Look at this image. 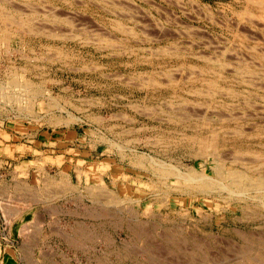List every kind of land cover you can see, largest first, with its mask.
Listing matches in <instances>:
<instances>
[{"label":"rangeland","instance_id":"1","mask_svg":"<svg viewBox=\"0 0 264 264\" xmlns=\"http://www.w3.org/2000/svg\"><path fill=\"white\" fill-rule=\"evenodd\" d=\"M22 1L54 35L0 26V88L19 96L0 104V230L14 264H264V196L189 189L149 162L232 188L230 171L264 174V0ZM24 79L44 95L30 102Z\"/></svg>","mask_w":264,"mask_h":264},{"label":"bare ground","instance_id":"2","mask_svg":"<svg viewBox=\"0 0 264 264\" xmlns=\"http://www.w3.org/2000/svg\"><path fill=\"white\" fill-rule=\"evenodd\" d=\"M22 0H20V2H21ZM38 1V0H37ZM67 1V0H66ZM110 1V0H109ZM250 1V0H249ZM254 1H256V0H254ZM19 2V3H20ZM23 2V1H22ZM257 2V1H256ZM255 2V3H256ZM18 3V2H17ZM15 4V2H14V0H13V2L12 1H4L3 2V0H1L0 1V26H4L3 28H9V29H11V28H15L16 30H18V32L19 31H21V32H25V33H27L28 34V32L29 31H33V30H37V29H39V28H34L35 27V25H34V27L32 26V18L31 17H29V16H31V15H29V14H38V11H37V9H35V7H32V6H30L29 4H31V2L29 3L28 2V5H26L25 6V4L23 5L22 3H20V4ZM23 3H26V2H23ZM38 3V2H37ZM40 3V2H39ZM46 3V2H45ZM52 3V2H51ZM254 3V2H253ZM27 4V3H26ZM34 4V3H33ZM108 4V3H107ZM257 4H262V0L261 1H259L258 0V2H257ZM32 5V4H31ZM43 5V4H42ZM114 5V4H113ZM34 6H35V4H34ZM39 6V5H38ZM99 6V5H98ZM119 6H121V5H119ZM44 7V6H43ZM48 7V6H47ZM207 7V6H206ZM49 8H50V6H49ZM51 8H53V7H51ZM50 8V11L51 10H54V9H51ZM114 8V7H113ZM206 9V8H205ZM130 10H131V8H130ZM42 11V10H41ZM26 12H28V13H26ZM52 12V11H51ZM47 13V12H46ZM53 13H55V12H53ZM29 15V16H26V15ZM50 14H52V13H50ZM49 14V15H50ZM77 14V13H76ZM53 15V14H52ZM58 15V14H57ZM34 15H32V17H33ZM53 16H55V15H53ZM66 16V15H65ZM239 16V15H238ZM253 16V15H252ZM52 17V16H51ZM36 19H37V17H35ZM53 18V17H52ZM70 18V17H69ZM244 18V17H243ZM34 19V18H33ZM47 19V18H46ZM63 19V18H62ZM66 19V18H65ZM112 19V18H111ZM51 20V19H50ZM49 20V21H50ZM54 20H56V18L54 19ZM68 20V19H67ZM113 20V19H112ZM37 21V20H36ZM59 20H56V22H58ZM114 21H115V28L116 29H119V31L121 30V31H126L127 32V29L126 28H124V25L122 24V22H120V20H118V19H114ZM34 22V21H33ZM52 22H55V21H52ZM62 22V21H61ZM67 23V22H66ZM71 22L69 21V24H70ZM34 24V23H33ZM38 24H36V26H37ZM40 26V25H39ZM38 26V27H39ZM51 26H52V24H51ZM71 26V25H70ZM142 26V25H141ZM225 26V25H224ZM46 27V26H45ZM55 27V26H54ZM73 27V26H72ZM71 27V28H72ZM114 27H112V28H114ZM1 28V27H0ZM44 28V27H43ZM14 29V30H15ZM42 28H40L39 30H37V31H35V32H42V30H41ZM88 29V28H87ZM189 29V28H188ZM0 30H2V28L0 29ZM8 30V29H7ZM45 30V29H44ZM47 30V29H46ZM191 30V29H190ZM51 31V30H50ZM50 31H49V33H47V32H45V31H43V32H45V33H47V34H50L51 35V33H50ZM98 31V30H97ZM115 31V30H114ZM177 31V30H176ZM188 31V30H187ZM5 32V31H4ZM9 32V31H8ZM34 32V31H33ZM42 32V33H43ZM52 32V31H51ZM60 32V31H59ZM128 32H131V33H135V31H132L131 30V28H130V30H128ZM127 32V33H128ZM7 33V32H6ZM10 33V32H9ZM16 33V32H15ZM30 33V32H29ZM45 33H43L44 35H46ZM53 33V35H54V31L52 32ZM64 33V32H63ZM66 33V32H65ZM124 33V32H123ZM142 33V32H141ZM36 34H38V33H36ZM55 34H56V32H55ZM129 34V33H128ZM138 34V33H137ZM58 35V34H57ZM133 35V34H132ZM131 35V36H132ZM11 36H12V34H11ZM48 35H46V37H47ZM59 36H61V33H60V35ZM67 36V35H66ZM77 36V35H76ZM134 36H135V34H134ZM145 36V35H144ZM57 37V36H56ZM62 37H63V35H62ZM69 37H71V36H69ZM4 38H6V39H8L9 38V34H6L5 36H4ZM52 38V37H51ZM65 38V37H64ZM154 38V37H153ZM157 38V37H156ZM160 38V37H159ZM113 39V38H112ZM142 39V38H141ZM148 39V38H147ZM0 40H3V39H0ZM86 40V39H85ZM99 40V39H98ZM156 41V40H155ZM104 42H105V39H104ZM112 42V41H111ZM111 42H110V44H111ZM113 44L115 43V42H112ZM141 43H142V41H141ZM5 44V43H4ZM109 44V45H110ZM112 44V45H113ZM116 44V43H115ZM117 45V44H116ZM120 45V44H119ZM189 45V44H188ZM107 46H108V44H107ZM11 47V46H10ZM118 47V46H117ZM250 47V46H249ZM172 48V47H171ZM12 49V48H11ZM10 49V50H11ZM115 49V48H114ZM152 50V49H151ZM160 50V49H159ZM158 50V51H159ZM163 50V49H162ZM177 50V49H176ZM7 51H9V50H7ZM6 51V52H7ZM49 52V51H48ZM162 52V51H161ZM163 52H165V51H163ZM50 53V52H49ZM8 54H10L9 52H8ZM164 55V54H163ZM33 57V56H32ZM31 57V58H32ZM35 59V58H34ZM37 59V58H36ZM217 59V58H216ZM243 62V61H242ZM212 63V62H211ZM224 63V62H223ZM226 63V62H225ZM67 64V63H66ZM237 64V63H236ZM240 65H241V67L243 66L242 64H239V68H240ZM9 66V65H8ZM40 66V65H39ZM244 68V70L248 73V71H250V70H248V67H246L245 65H244V67H242V69ZM242 69H240V70H242ZM14 70V69H13ZM211 70V69H210ZM235 71V70H234ZM243 71V70H242ZM14 72V71H13ZM236 72V71H235ZM246 72H245V74H246ZM15 73V72H14ZM239 73V72H238ZM16 75V74H15ZM172 76V75H171ZM159 77V76H158ZM184 77V76H183ZM256 77V76H255ZM127 78V77H126ZM140 78V77H139ZM174 78V77H173ZM173 78H171V79H173ZM246 78H248L247 76H246ZM244 79L243 78V80H241L242 82H249L250 80L249 79ZM260 78V77H259ZM46 79V78H45ZM176 79V78H175ZM12 80V79H11ZM15 80H17V79H15ZM31 80V79H30ZM130 80V79H129ZM209 80V79H208ZM13 81H14V79H13ZM13 81H12V83H13ZM126 81V80H125ZM144 81V80H143ZM153 81V83L155 84H157V81H155V80H152ZM15 82V85H18V82L17 81H14ZM24 82V83H23ZM169 82L171 83V81L169 80ZM208 82V81H207ZM257 82V81H256ZM32 82H30L29 81V79H24V81H22L21 82V86L22 87H24V88H27L28 89V87L30 86V84H31ZM174 83V82H173ZM172 83V84H173ZM209 83H211L212 84V82H211V80L209 81ZM254 83V82H253ZM33 84V83H32ZM31 84V85H32ZM36 84V83H35ZM34 84V85H35ZM158 84H159V82H158ZM157 84V85H158ZM214 84L215 83H213L212 85H213V87H214ZM251 84V83H250ZM14 85V84H13ZM161 85V84H160ZM212 85H211V87H212ZM216 85V84H215ZM247 85V84H246ZM18 86H20V85H18ZM33 86V85H32ZM37 85H35V87H31V89H30V87H29V92L32 94V97L33 98H31V101L30 102H33L34 101V99L37 97V96H39L38 95V93H42V91H41V89L42 88H40V86L39 87H36ZM152 86H154V85H152ZM210 86V85H209ZM1 87V86H0ZM4 87H6V86H4ZM8 87V86H7ZM222 87H224V86H222ZM222 87H220L219 89H221ZM3 88V87H2ZM9 88V87H8ZM23 88V89H24ZM215 88V87H214ZM196 89V88H195ZM226 90V89H225ZM0 91H1V88H0ZM196 92H197V90H195ZM194 91V92H195ZM230 91V90H229ZM229 91H227V92H229ZM232 91V90H231ZM2 92V91H1ZM0 92V93H1ZM25 92V91H24ZM205 92V91H204ZM233 92V91H232ZM30 93H28V94H30ZM47 93V92H46ZM216 93V92H215ZM230 93V92H229ZM228 93V94H229ZM238 93V92H237ZM1 94H4L3 92L1 93ZM43 94V93H42ZM227 94V95H228ZM7 95V94H6ZM11 95H13V94H10V95H8L7 97L5 96V94L4 95H2V96H0V104H1V101L2 100H4L5 102H13L12 100L15 98L14 96H11ZM44 95V94H43ZM237 95V94H236ZM56 97V96H55ZM54 96H50V94H49V96H48V106L50 105V106H57V104H58V102H57V100H56V98H55ZM90 97V96H89ZM186 98V97H185ZM15 99H19V96H16V98ZM17 101H19V103H20V100H17ZM186 101V100H185ZM160 102V101H159ZM164 102V101H163ZM187 102V101H186ZM14 103V102H13ZM13 103L11 104V105H13ZM185 103V102H184ZM180 104V103H179ZM20 105V104H19ZM177 105V104H176ZM2 106V105H1ZM31 106V105H30ZM187 106V105H186ZM253 106V105H252ZM3 107V106H2ZM180 107V106H179ZM240 107V106H239ZM170 108V107H169ZM16 109V108H15ZM33 108L32 107H30V108H27V107H25V111L26 112H28L29 114L33 111L32 110ZM134 109V108H133ZM142 109V108H141ZM178 109V108H177ZM18 110H21V108H20V106H18ZM17 110V111H18ZM173 111V110H172ZM171 111V113H170V115L172 116V118H173V116H174V118L177 116V115H174V114H172L173 112ZM206 113V112H205ZM30 115H32V113L30 114ZM183 115H185L184 117L183 116H178V118L179 119H183V120H185V118H186V120L188 119V118H190L189 116H188V118H187V113H183ZM205 115V114H204ZM70 116V115H69ZM169 116V115H168ZM206 116V115H205ZM240 116H241V114H240ZM244 116V115H243ZM58 117V116H57ZM91 117V116H90ZM93 117V116H92ZM235 117V116H234ZM54 119H55V116L53 117ZM70 118V117H69ZM177 118V117H176ZM201 118H202V116H201ZM228 118V117H227ZM233 118V117H232ZM125 119V118H124ZM208 119V118H207ZM234 119V118H233ZM52 120V119H51ZM56 120V119H55ZM59 120V119H58ZM206 120V119H205ZM212 120V119H211ZM98 121V120H97ZM100 121V120H99ZM174 121V120H173ZM179 121V120H178ZM53 122H54V120H53ZM256 123V122H255ZM241 125V124H240ZM139 128V127H138ZM226 133H228V132H226ZM233 133V132H232ZM235 133L236 134H241L242 135V133L243 132H239V130H236L235 131ZM164 134V133H163ZM211 134H214V133H211ZM224 134V133H223ZM217 135V134H216ZM156 138V137H155ZM192 138V137H191ZM216 137H215V135H214V137L213 138H211V139H213V141H212V143H211V145H212V147L215 149L216 148V146H215V139ZM200 139V138H199ZM201 139H202V137H201ZM189 140H190V138H189ZM204 140H206V139H202L201 140V146L203 145H205V144H203L204 142ZM210 140V139H209ZM208 140V141H209ZM191 141V140H190ZM175 142V141H174ZM207 141H205V143H206ZM112 143V142H111ZM114 144V143H113ZM208 144H209V142H208ZM185 145V144H184ZM264 146V145H263ZM208 147V146H207ZM207 147H206V145L204 146V148H205V151H206V149H207ZM120 148V147H119ZM203 148V147H202ZM202 148H199L200 149V151L201 150H203V154L205 153L206 154V152L204 151V149H202ZM213 148H212V150H213ZM123 149V148H122ZM198 149V150H199ZM197 150V151H198ZM199 152V151H198ZM215 152H216V149H215V151L213 152V153H211L212 155H214L215 156ZM208 153V152H207ZM210 153H208V154H210ZM233 153V152H232ZM246 153V152H245ZM124 154V153H123ZM203 154H202V156H203ZM204 154V155H205ZM207 154V155H208ZM210 154V155H211ZM261 155V154H260ZM142 156H143V154H142ZM140 157H141V155H140ZM144 157V156H143ZM142 158V157H141ZM151 158V157H150ZM236 159V158H235ZM139 160V159H138ZM137 160V161H138ZM240 160V159H239ZM244 160V159H243ZM136 161V160H135ZM238 161V160H237ZM150 162V164H151V167H153V171L154 172H158L159 173V176H160V178H166L167 177V175H169V174H173V177H176V179L178 178H180V179H185L187 182H189V184L186 186V188H189V187H194V188H196V190L197 189H199L201 192H205V193H211L215 188H223V190L224 189H227L226 191H228V194L229 195H232V196H234V195H236L239 199H242V200H248V198L249 199H254V200H256V201H258L259 202V200L262 202V196H264V174H259V176L258 177H255L254 175H250L249 173H248V171L250 170V171H252L251 170V168H252V166L251 165H247V163H244V162H242V164L244 165L245 164V166H246V170L247 171H243V170H234V171H230L229 172V175H230V177H229V179H231V185H233L234 187L232 188V187H230L228 184H226V183H224L223 182V180H220V181H217V180H215V179H213L212 177H210V176H208V175H206V174H203L202 172H197V171H195L194 169H192V168H188V170L187 171H185V173H183L182 172V170H179L176 166H174L173 164L171 165H169V164H166L164 161H162V160H156V159H153V157L151 158V160L149 161ZM235 163V162H234ZM239 164H241V163H239ZM260 164V163H259ZM263 164V163H262ZM253 168H255V167H253ZM217 170V169H216ZM245 170V169H244ZM218 172V171H217ZM221 172V171H220ZM220 172H218V173H220ZM217 173V174H218ZM221 174V173H220ZM257 174V173H256ZM61 175V174H60ZM223 176V175H222ZM228 176V175H227ZM254 176V177H253ZM221 177V176H220ZM178 179H177V181H178ZM179 179V180H180ZM15 186V185H14ZM17 186V185H16ZM57 188V187H56ZM18 189V188H17ZM21 189V188H20ZM189 189H191V188H189ZM105 190V189H104ZM194 190V189H193ZM202 190H204V191H202ZM219 190V189H218ZM217 189H216V191H218ZM222 190V191H223ZM23 191V190H22ZM44 191V190H43ZM50 191V190H49ZM103 191V190H102ZM215 191V190H214ZM251 191H253V194H251ZM30 192V191H29ZM91 192V191H90ZM106 192V191H105ZM200 192V193H201ZM34 193V192H33ZM217 193V192H216ZM219 193V192H218ZM98 194V193H97ZM220 194V193H219ZM90 195V194H89ZM99 195V194H98ZM231 196V197H232ZM43 197V196H42ZM29 200V199H28ZM264 200V199H263ZM116 202V201H115ZM263 204H264V202H263ZM28 206V205H27ZM247 211V210H246ZM64 213V212H63ZM13 214V213H12ZM75 214V213H74ZM105 216V215H104ZM264 216V215H263ZM106 218V217H105ZM119 222V221H118ZM81 224V223H80ZM135 225V224H134ZM124 226V225H123ZM137 226V225H136ZM142 226V225H141ZM138 227H139V225H138ZM74 228V227H73ZM79 228V227H78ZM77 228V229H78ZM99 228V227H98ZM39 229V228H38ZM57 229V228H56ZM75 229V228H74ZM80 229H82V228H80ZM79 229V230H80ZM30 230V229H29ZM76 230V229H75ZM74 230V231H75ZM134 230V229H133ZM59 231H60V229H59ZM72 231V230H71ZM73 231V232H74ZM82 233H83V229L82 230H80ZM28 232V231H27ZM80 233V232H79ZM67 234V233H66ZM166 235H168V234H166ZM170 235V234H169ZM83 237V236H82ZM168 237V236H167ZM71 238V237H70ZM75 240V239H74ZM73 240V241H74ZM70 241V240H69ZM167 241V240H166ZM35 242V241H34ZM75 242V241H74ZM79 242V241H78ZM28 243V242H27ZM26 243V244H27ZM31 243V242H30ZM24 245V244H23ZM35 245V244H34ZM28 246H30L29 244H27V246L26 247H28ZM31 247V246H30ZM198 248V247H197ZM200 248V247H199ZM28 252V251H27ZM26 252V253H27ZM157 252V251H156ZM26 255V254H25ZM33 255V254H32ZM44 255H46V254H44ZM30 256H31V254H30ZM42 256H43V254H42ZM191 256V255H190ZM28 257H29V255H28ZM34 260V259H33ZM47 261H48V259H47ZM257 261H259V260H257ZM39 263V262H38ZM53 263V262H52ZM56 263V262H55ZM49 264V263H48ZM57 264V263H56ZM59 264V263H58ZM61 264V263H60ZM148 264V263H147Z\"/></svg>","mask_w":264,"mask_h":264},{"label":"crops","instance_id":"3","mask_svg":"<svg viewBox=\"0 0 264 264\" xmlns=\"http://www.w3.org/2000/svg\"><path fill=\"white\" fill-rule=\"evenodd\" d=\"M4 219L7 221V223L15 219L17 222L21 220V218H3V220ZM9 242L10 241H8L6 235H3L2 231L0 230V264H14V252H11V249L9 248Z\"/></svg>","mask_w":264,"mask_h":264}]
</instances>
